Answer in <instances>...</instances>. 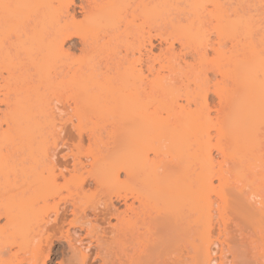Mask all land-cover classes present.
Here are the masks:
<instances>
[{
	"label": "bare ground",
	"instance_id": "obj_1",
	"mask_svg": "<svg viewBox=\"0 0 264 264\" xmlns=\"http://www.w3.org/2000/svg\"><path fill=\"white\" fill-rule=\"evenodd\" d=\"M249 1L195 0L164 51L149 55V78L142 76L140 57L125 54L123 62L110 65L87 58L98 47L88 28L112 17L111 0H81V22L71 14L74 0H0V46L6 50L0 54V78L9 86L14 76L9 66L21 57L24 68L15 76L31 83L0 92L5 125H0V143L12 148L3 153L0 147V264H51L53 259L54 264H217V258L218 264H245L247 250L252 252L247 263L264 264V213L251 194L237 196L229 214L217 207L218 238L212 240L216 201L211 195L226 205L220 191L231 178L241 181L258 167L256 153L264 146V30L253 31L264 0ZM149 5L143 6L146 12L155 7ZM198 16L205 19L203 26V21L196 26ZM74 38L86 57L77 59V67L65 65L70 69L62 78H52L57 62L69 58L72 48L64 50V44ZM174 42L180 52L190 44L198 47L196 56L206 67L197 71L181 60ZM139 46L130 50L132 56L141 55ZM208 71L219 79L212 83ZM197 80L202 84L192 89ZM58 87L70 92L72 106L68 102L62 110L76 119L73 124L68 118L71 133L62 114L56 117L55 102L44 96ZM211 93L217 98L214 115ZM83 124L109 129L123 140L106 154L84 151ZM143 134L152 138L144 140ZM211 148L222 156L219 164ZM9 164L14 167L8 169ZM252 234L261 236L256 237L261 245Z\"/></svg>",
	"mask_w": 264,
	"mask_h": 264
},
{
	"label": "rangeland",
	"instance_id": "obj_2",
	"mask_svg": "<svg viewBox=\"0 0 264 264\" xmlns=\"http://www.w3.org/2000/svg\"><path fill=\"white\" fill-rule=\"evenodd\" d=\"M80 1L79 0H74L75 6H73L71 8V14L74 16V18H75V20L77 22L83 21V16H85V14H84L85 12H83L78 7L79 4L81 3ZM111 1L114 2V3L111 2V4H113L112 6L114 7V9H113V13L114 14L112 13L113 14L112 17L108 18L105 23H102V22L99 23L100 25L98 23H96L97 26L95 24V27H94V25L92 27L89 26L90 29H92V30H90L88 28V30H89L88 31L89 32L88 35H90L89 37H92V39L94 40V42H96L98 44V47L95 50V52L96 51L97 52L95 54L93 53V57H88L87 56V58L90 61H91L90 58H92L93 59L92 61H96V62H98V61H102L103 62L105 60L103 62V64H106L105 62H107V63L109 62L107 65H110L112 63H116L117 61L123 62V58H126V57H124L125 54H127V56L129 57V59L130 58L138 59L140 57L141 67H142V70H143L142 71V74H143L142 76L143 77H149L150 78V76L148 75L147 69L145 67L149 63V60L151 58L150 56L151 55H157L158 53H160V50L161 51L162 50L164 51V48H166L165 41H167L169 39L168 38V37H170L169 34H173V31H177V29H178L177 28L178 27L177 22H180L181 20H184L185 18L182 19L183 17H188L187 15H185V14H187L185 12L188 11L187 9L190 7V5H192L195 2V0H142L143 2L146 1L147 3L150 1V3H148V4H152V5H149V6H152L153 7V5H155L154 8H151L150 9V10H153V12H151L150 10H149V12H146V10L143 9V6L148 5L146 2H145V4L142 2V7H140L141 6V1L140 0H116V2H115V0H111ZM200 1L198 0V2H200ZM249 2H251V0ZM137 4L139 5V7H138L139 10L137 8V11H136L135 8L138 6ZM53 5H55V7H56L55 2L53 3ZM140 11L141 12L143 11L144 13L142 12L140 14ZM188 15H189V18H191V16H190L189 13H188ZM201 15H203V14H201ZM198 17L200 19V16H198ZM198 17H196V20H197ZM257 17L258 16H256L255 19H260L259 17L258 18ZM201 18H202V16H201ZM204 18L206 19L205 16H204ZM261 18L262 19L264 18V14H262ZM163 19L164 20L172 19V22L169 23L170 21L169 22L166 21L167 22V25H166V23L163 24V22H165ZM262 19H260V23H257L258 24V27H257V24L256 23H255L256 25L253 24V25H255L253 27L254 28L253 29L254 33H257L258 30H260V31L261 30H264L263 29L264 28V25H263L264 24V20H262ZM57 20L58 21L60 20L59 22L61 23V19L57 18ZM57 20H55L56 21V25L59 24V22L57 23ZM204 20H201L200 23H198V20H197V25L196 26H198V25L201 26V22L202 21H203L202 22V26H203V24L205 22ZM256 21L259 22V20H256ZM182 22L183 21H181V23ZM262 22H263V24H262ZM52 23L55 24L54 19L52 20ZM183 23H185V22H183ZM260 31H258V32H260ZM113 36L114 37L116 36L114 38V40H113ZM2 37L0 36V38H2ZM211 37H210L211 38V43L212 44H215L216 42H214V41H217L215 35L213 36V34H212ZM2 40L0 39V41H2ZM149 41H151V43H152V48H149V44H148ZM78 42H79V40H77V39L74 38V39H70V41H68V42H66L64 44V50H66L67 48H72L70 50L69 58L66 59V61L63 60V61H60L59 63L57 62L56 68L54 69V70H56V69L57 70L55 71L54 74H53V71L54 70L51 72L52 78H56V79L62 78L63 75H64L62 71L66 72V71H68L72 67H77L76 65H79L78 64L79 61H77V59H79L81 57L80 58V60H81L82 58L86 57V56H84L79 51V50H81V45H79ZM168 42H171V41L168 40ZM2 43H4V42H1V45H2ZM139 45H141L143 47H141ZM192 45L193 44H190V47L186 48V50H184L183 52H180L181 47L179 46V44L177 42H174L173 48H174L175 52H177V53L180 52L179 54H180L181 60H184L185 62H188L190 64H193L197 71H201L202 69H204L206 67V65L204 66V68H202L203 66L200 64V62L198 60L199 59L198 56H196L197 51H198V47L196 49V47H194V45L193 46ZM135 46H136V49H138L137 46H139V48L141 47L140 48V52H141L140 53L141 54L140 56H138L137 52H134V55L132 56V54H133L132 51H134ZM197 46H199V48H200V45L197 44ZM4 48L5 47L0 46V54L1 55L6 52V50ZM143 48L144 49L146 48V50H144ZM131 49H133V50L130 51ZM149 49H151V50H149ZM3 50H4V52H3ZM149 51H151V53H149ZM200 51L201 50H199L198 52L200 53ZM131 52H132V54H131ZM183 53H185V54L182 55ZM208 54H209L208 55L209 56L208 59L209 58L212 59L213 58L212 57L213 52L209 51ZM145 55H147V56L150 55V56L148 58ZM19 58H17L16 60L14 59L15 60L14 63L12 61L11 64H10V66H9V67H11V68H9L10 69L9 72H12L13 75H14L13 78H15V79L12 78V80H9V81H12L11 84L9 82V86L12 89L9 86H7V84H6L7 82L5 83L0 78V92H3V94H5L8 90L9 91H11V90L12 91H15L16 90V92H17V91H20L21 89L23 90V88L24 89L26 88L25 85H24V83H26V82L23 83V81H22V83H21L19 81V78L17 79V77H16V76H18V74H19L18 72H20V69L21 68L22 69L24 68V67H21L22 66L21 64H23V62H22L23 60L21 59V57H19ZM70 59H71V61H70ZM120 59H122V61ZM17 61H18V63H16ZM19 61H20V63H19ZM69 61H70V63H69ZM110 61H112V63ZM147 61H148V63H147ZM63 63H64V65H63ZM61 64L64 66V67L62 66L63 69L59 67V66H61ZM67 64L70 66V68H69V66H65ZM73 64H74V66H73ZM100 64H102V63H100ZM203 65H204V63H203ZM103 66H105V65H103ZM57 67H59V68H57ZM137 68L139 69V66ZM59 69H60V71H59ZM16 70L18 72H16ZM57 71L58 72H62V73H57ZM209 72L210 71H208V75H209L210 78H211L210 75H213L214 77L213 76L212 77L214 79L216 78L215 80L213 78H211L212 79V83H214L217 80V78L219 79V76H216L214 73L212 74L211 72H210L211 73L210 74ZM5 74H7V72L6 73H3V76H5ZM5 77L7 78V75ZM1 81H3V82H1ZM63 82H64V80H63ZM13 84H15V85H13ZM28 84H31L30 81H29ZM201 84L202 83H200V81L197 80L195 82V86L193 84H191V88L192 89L193 88L194 89H198L199 85H201ZM6 88H7V90H5ZM54 89L55 88L52 89L53 91L52 90H49L50 92L52 91L51 93L49 91H47L48 93L45 91L46 94L44 93V96L46 97V99H48V100L50 99L52 103L55 102V103L52 104V107L55 105L54 111L56 112V117H57V115H59L58 113H60V115L62 114L61 117H63L62 119L65 122L68 121V118H71L72 119V123L74 121L73 124H75L76 123V119L74 118V116L71 117L73 115V113L71 111H70L71 113L70 112L67 113V112H65V111L62 110L68 104L70 106H72L71 105V103H72L71 102V99L69 98V95H68V94H70V92L68 93V92L64 91L63 88H61V87H58L57 89H55L56 91ZM62 90H63V92H62ZM211 90H212V87H211ZM1 94H0V99L3 96V94H2V96H1ZM50 94L51 95L53 94V96H51ZM49 95H50V97H49ZM54 97H55V99H54ZM67 98H69V99L67 100ZM215 101H217V98L212 93L209 94L208 104H209V108L211 110V113L213 115H214L213 112H215L213 110L215 108H213V107L216 106L215 105L216 104ZM2 108H4V106L2 104H0V109L2 110ZM1 117H2V114L0 115V125L2 126V129H5V125L2 122L3 121V118H1ZM57 119H56V122H57V125L59 126V124L61 122H60L59 118H57ZM58 122H60V123H58ZM65 122H64V124H65ZM69 124H70L69 121L66 122V124H65V127L67 128V129L66 128L65 129L68 130V132H70V130H69L70 127L69 126H71ZM92 129H93V125L91 126V124H83L82 127H81L80 133H81V135H82V137L84 139L83 140V147H84L83 149H85L84 151H87L88 149H94V150H96L98 152L100 151L101 152V153L99 152L100 154H102V152H104L103 154H106L107 151L105 152V150H108V149L110 150V147L111 146L113 147L114 142H116V144H117V142H121L123 140V136H120V134H116V133H114L113 131H111L109 129H106V130L105 129H102V130L101 129H96V130L93 129L92 130ZM71 132H73V131H71ZM214 132H215L214 129H210L209 130V136H210V142H211V144H215L216 141H217L216 134H214ZM73 135H74V133H73ZM141 138H144V140L145 139L148 140V138H152V135L143 134V135H141ZM53 140H55V139L54 138H51V140L49 141L48 146L50 145L49 146L50 148H52V146H51L52 143L51 142ZM74 143H76V141ZM4 146H5V148L7 147V145H4ZM0 147H2L3 153H6V151L9 152L10 151L9 148H11V146H8L6 149H4V147H3V145L1 143H0ZM112 147H111V149H112ZM262 147H261L262 149L259 148L257 150L258 151V154L256 153V156L259 159H261V160H259L257 162L259 164L258 167L254 168V170L252 169L253 170L252 172H251V170L246 171L245 172L246 174L244 173L243 180H241V181H237V180H234L233 178H231L229 180V182L227 183V185H225L222 188V191H220V192H222V194L223 193L225 194L224 196H226L225 197L226 198V202H225L226 205H223L222 206L220 204L219 200L215 198V195L214 194L211 195L212 196V199L214 201H216L215 202L216 204L214 203L213 208H212L213 209V212H212L213 213L212 214L213 215L212 216V218H213L212 219V240H217V238H218V236H217L218 235V232H217V227H216L217 226L216 223L218 221L217 218L219 217V216H217L218 213L216 211V209H218L217 208L218 206L220 208H223V209H221L222 210V213L227 212V211L229 212V210H232L233 211V208H232L233 207V204H234V201L233 200L236 201L237 200L236 198H238L241 195L247 196V195H250L251 194V198H252V195H253V198L250 199V200L251 201H256L257 200L256 202H261V207H262L261 209H263L262 213H264V160H263V158H264V146H262ZM99 149H102V150H99ZM11 150H12V148H11ZM65 151H66L65 149H61L60 152L62 154H64V153L67 152V151L66 152ZM211 153H212V156L214 157L215 164L216 163L219 164L218 162L221 161V157L222 156L219 153H217L213 148H211ZM261 155L263 156L262 158H260ZM150 157L152 158V154H149V158ZM83 159L84 158L81 157V160L82 161H84ZM222 160H223V158H222ZM9 163H11V161ZM10 165H11V167H14V166H12V164L6 165L8 169L11 168V167H9ZM255 165H257V164H255ZM7 168L5 167V169H7ZM17 168L19 169L20 167H16V170H17ZM136 168H138V169L141 170V168H139V167H136ZM216 168H218V167H216ZM6 172H7L8 178L12 179L11 176L13 177V174H12L11 170L9 171L11 173V175H9L8 170ZM120 176H121L120 179L122 180V178L124 177L123 174H121ZM213 184H214V187H215V189L217 191L219 189V187H218L219 184H218V182H217L216 179L214 180V183ZM238 189H240L242 191V192H240L241 194L240 193H237V191L239 192ZM127 192H129V191H127ZM91 198H92L91 199L92 201H96V199L98 198V196L95 199L92 196H91ZM257 206L260 209V205H257ZM122 208L123 207H120V209H122ZM224 208H225L226 211L223 212ZM230 208H232V209H230ZM230 213H231V211H230ZM69 219H70V217H69ZM262 221H263V225H264V220H262ZM0 222L3 223L2 220ZM112 223H114V221ZM263 228L264 227H262V230H263ZM262 230L260 231V232H263L262 235L260 233V235L262 236V237L260 236L261 237V240H262V238H264V230L263 231ZM248 232H249V229H248ZM248 232H247V234L249 235ZM247 234H245V236H247ZM80 235L83 236V233L80 232ZM247 237L249 239L252 236L250 235V236H247ZM247 237H245V238L247 239ZM253 237H254V235H253ZM256 237H258V238H260V237L258 236V234H257V236L255 235V237H254L255 239H257V241H256L257 244L256 245L259 246L262 243ZM252 240H254V239H252ZM262 241H264V240H262ZM263 244H264V242H263ZM56 249H58V245H56L54 247V250L55 251H56ZM247 252H248V250H247ZM247 252L244 254V258L243 259H244V263L245 264H250V263H247V261L250 259V258L248 259V257L249 256H252V255H250L252 252H250V251H249L250 253H247ZM90 254H91V257H92L93 256L92 255V252H90ZM248 254H249V256H248ZM58 256L59 255L52 256V259L54 257L57 258ZM217 256H218V253H217L216 256L214 255V257H216V258H217ZM54 261H55V259H53V261H52L51 264H54ZM216 261H217V264H218V258L216 259Z\"/></svg>",
	"mask_w": 264,
	"mask_h": 264
}]
</instances>
